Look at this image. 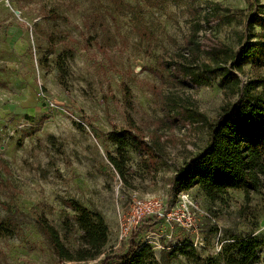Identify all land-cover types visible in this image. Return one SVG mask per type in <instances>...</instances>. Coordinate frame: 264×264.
<instances>
[{"label": "rangeland", "instance_id": "obj_1", "mask_svg": "<svg viewBox=\"0 0 264 264\" xmlns=\"http://www.w3.org/2000/svg\"><path fill=\"white\" fill-rule=\"evenodd\" d=\"M255 7L263 24L264 0H0V224L15 226L13 236L0 234V264H67L36 221L46 218L76 249L82 232L69 201L103 216L107 252L148 242L159 264H227L233 238L264 236L263 190L250 200L231 190L213 203L194 189L190 205L171 184L207 145L221 107L237 100L220 74L185 84L173 65L194 62L189 40L210 65L219 44L226 65L247 41L264 50V26L245 25ZM239 77L243 86L264 81V67L247 62ZM129 133L149 156L129 140L119 155L111 137ZM147 196L163 216L122 237L124 215Z\"/></svg>", "mask_w": 264, "mask_h": 264}, {"label": "trees", "instance_id": "obj_2", "mask_svg": "<svg viewBox=\"0 0 264 264\" xmlns=\"http://www.w3.org/2000/svg\"><path fill=\"white\" fill-rule=\"evenodd\" d=\"M218 8L219 5L214 4ZM226 21L234 20L226 9ZM264 14V13H263ZM257 8L245 18L248 30H254L260 23ZM254 36H257L254 35ZM263 36V35H261ZM252 38L249 37V40ZM188 49L193 63H176L174 74L178 80L196 86L208 85L210 76L218 73L222 77L225 91L236 94L237 100L221 107L217 119L209 126L207 145L194 157L185 162L172 179V188L177 193H188L199 189L213 203H223L229 191H243L246 199L264 191V81H249L242 85L239 73L243 66L251 62L254 68L264 67V50L260 42L247 41L242 45L231 65L221 64V52L227 51L224 45L211 48L213 65L201 63V45ZM196 63H198L196 65ZM261 90L259 91V89ZM172 111V109H167ZM121 157L125 156L128 140L145 155L150 151L147 143L138 133H129L124 139L112 136ZM111 163L123 175L122 165L117 157L110 156ZM75 213V222L82 232L78 246L68 248L58 230L44 217L36 224L54 250L57 257L67 264H159L154 247L148 242H132L126 252H107L109 228L100 213L90 211L75 201L68 202ZM0 224V234L13 236L15 227L10 219ZM233 244L225 249L227 264H260L264 262V236H236Z\"/></svg>", "mask_w": 264, "mask_h": 264}, {"label": "built area", "instance_id": "obj_3", "mask_svg": "<svg viewBox=\"0 0 264 264\" xmlns=\"http://www.w3.org/2000/svg\"><path fill=\"white\" fill-rule=\"evenodd\" d=\"M187 204L192 205L189 201V195L183 193ZM162 204L155 196H147L142 199L134 200L129 211L124 215L125 221L121 225L122 237L126 236L133 228L139 225L142 220L150 216L162 217ZM127 217V218H126Z\"/></svg>", "mask_w": 264, "mask_h": 264}]
</instances>
